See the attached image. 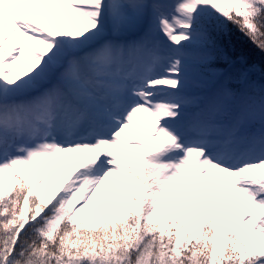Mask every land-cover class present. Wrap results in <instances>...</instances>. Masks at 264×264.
I'll use <instances>...</instances> for the list:
<instances>
[{
	"label": "snow or ice",
	"instance_id": "obj_1",
	"mask_svg": "<svg viewBox=\"0 0 264 264\" xmlns=\"http://www.w3.org/2000/svg\"><path fill=\"white\" fill-rule=\"evenodd\" d=\"M236 33L264 0H0V264H264Z\"/></svg>",
	"mask_w": 264,
	"mask_h": 264
},
{
	"label": "trees",
	"instance_id": "obj_2",
	"mask_svg": "<svg viewBox=\"0 0 264 264\" xmlns=\"http://www.w3.org/2000/svg\"><path fill=\"white\" fill-rule=\"evenodd\" d=\"M232 48L238 55H245L251 61L260 66H264V54H261L258 50L254 49L252 45L246 44L244 38L238 33L232 37Z\"/></svg>",
	"mask_w": 264,
	"mask_h": 264
},
{
	"label": "bare ground",
	"instance_id": "obj_3",
	"mask_svg": "<svg viewBox=\"0 0 264 264\" xmlns=\"http://www.w3.org/2000/svg\"><path fill=\"white\" fill-rule=\"evenodd\" d=\"M20 67H26V65H24L23 63L20 65Z\"/></svg>",
	"mask_w": 264,
	"mask_h": 264
}]
</instances>
